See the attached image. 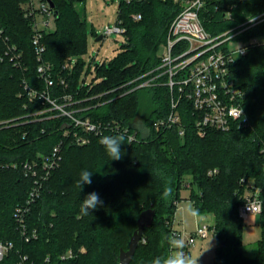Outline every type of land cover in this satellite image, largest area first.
<instances>
[{
	"label": "trees",
	"instance_id": "obj_1",
	"mask_svg": "<svg viewBox=\"0 0 264 264\" xmlns=\"http://www.w3.org/2000/svg\"><path fill=\"white\" fill-rule=\"evenodd\" d=\"M28 1L0 0V119L16 118L11 126L0 128V239L15 243L2 264H20V254L28 255L24 264H121L120 249L130 244L139 214L155 208L153 224L145 228L130 262L151 264L168 252L166 237L172 235L170 224L187 176L194 206L201 214L214 216V232L225 241V246L217 248L214 262L264 264V211L254 257L245 252L239 216L248 181L261 188L264 201V44L250 46L232 68L245 90L247 120L241 126L228 131L209 129L201 135L194 112L186 105L182 107L183 134L177 127L156 129L153 121L169 112V88L147 86L128 92L130 85H124L160 63L158 48L166 42L183 0H119L126 42L116 57L96 65L89 83L85 77L92 70L86 61L80 58L71 68L66 63L87 49V22L79 9L85 0H53L57 27L44 33V59L52 64L55 78L63 75L69 82L66 89L55 85L53 94L73 93L82 100L78 106L86 107L79 115L95 121L117 120L134 131L138 128L133 121L141 116L148 127L145 136L138 129V141L121 145L120 160H110L99 139L124 135L127 141L125 134L106 130L92 135L87 144H70L64 136L65 117L29 116L42 105L38 99L29 100L24 85L41 90L45 83L37 72L31 20L25 17ZM133 13L142 17L135 20ZM263 13L264 0H205L200 18L205 29L217 35ZM263 33L264 20L236 39ZM61 140L65 141L63 159L29 214V225L38 229L39 236L25 242L13 212L26 200L34 179L25 176L21 163L49 152ZM13 162L18 166L13 167ZM85 169L92 172V183L79 189L77 180ZM165 188L172 190L167 198ZM92 192L102 205L84 215L82 200ZM81 246L86 247L85 253L61 259L68 248Z\"/></svg>",
	"mask_w": 264,
	"mask_h": 264
},
{
	"label": "built area",
	"instance_id": "obj_2",
	"mask_svg": "<svg viewBox=\"0 0 264 264\" xmlns=\"http://www.w3.org/2000/svg\"><path fill=\"white\" fill-rule=\"evenodd\" d=\"M204 4L205 0H183L182 9L169 26L166 48L160 55V63L124 85H130L128 92L147 86L165 85L169 88V112L153 121L156 129L177 127L179 133L183 134L182 107L186 105L192 108L195 125L201 135H205L209 129L228 131L241 126L247 120L244 107L245 90L240 80L234 76L232 68L237 58L244 55L250 46L264 44V40H260L258 36L248 40L236 37L248 27L263 21L264 13L248 19L236 27H241L238 30L232 28L212 35L205 29L200 18V10ZM24 9L25 17L31 20L33 28L31 40L38 61V76L45 83L41 90L27 83L24 85L29 100L32 102L38 99L42 105V108L29 113V116L65 117L67 122L64 136L70 144H87L92 135H101L106 130L125 134L127 138L131 137V142L138 141V129L132 131L120 121H95L89 116L79 115L86 107L78 106L82 100L75 99L73 93L65 91L58 95L53 94L55 85H61L64 89L69 86L67 77L61 75L55 78L52 64L44 59V33L56 29V11L48 0H30ZM132 16L135 20L142 17L140 13ZM101 33L103 38L112 33L125 35L126 28L122 19L117 16L116 22L106 24ZM19 56L20 54H17L11 59ZM97 57L98 52L86 61L92 72L95 71L97 64L106 61H98ZM85 83H89L88 76L85 77ZM64 145L65 141L61 140L49 152L21 163L25 176L34 179L26 200L17 205L13 212L17 229L25 242L39 236L38 229L29 225V214L45 183L60 165ZM12 166L17 167L18 164L13 162ZM215 171L211 170L210 173ZM253 201H263L261 188L253 181H248L243 201L239 206V216L243 220L251 214H257L251 213L248 208V203ZM170 227L172 235L181 236V232L175 226V216ZM212 232L214 227L211 224H198L196 231L186 242L187 246L194 243L196 237L204 239ZM14 248L13 241L0 239V264ZM185 251L187 252V249ZM85 252V246L77 250L71 247L61 255V259L67 261ZM26 260L28 255L20 254V264H24Z\"/></svg>",
	"mask_w": 264,
	"mask_h": 264
},
{
	"label": "rangeland",
	"instance_id": "obj_3",
	"mask_svg": "<svg viewBox=\"0 0 264 264\" xmlns=\"http://www.w3.org/2000/svg\"><path fill=\"white\" fill-rule=\"evenodd\" d=\"M25 5L26 4H24V6ZM119 7V0H85L83 5H79V9L84 13L87 22V49L86 52L80 55H73L66 59L68 67H72L80 58L84 61H88L89 58L95 56L97 52L98 61H110L118 55L123 44L126 42V35L112 33L97 41V37L94 36V31H97L99 36V34H102L101 32L106 24H114L119 13ZM258 37L260 40H264V33L260 34ZM165 48V43L160 44L158 55H162ZM93 76L94 72L89 73L88 79H91ZM14 120H16V118L0 119V128L11 126ZM133 125L142 131L144 136L148 133V127L142 121L141 116L133 121ZM190 180L191 177L187 176L183 183L180 191L179 205L175 215L176 228L181 231V236L184 237L186 242L192 233L196 231L198 224H212L214 222V216L212 214H201L202 219H198V223H196L197 219L192 218L185 211L190 203L194 206L193 201L189 197L191 189L188 187V182H190ZM242 222V241L245 252L247 255L254 257L258 251V241L261 238V215L251 214L248 218L242 220ZM211 238V247L199 257L198 264H216L214 258L216 250L221 244L218 234L212 232L209 237L204 239L196 237L195 242L186 247L187 252L191 253L193 256L199 255L208 246V240ZM128 247L129 243L126 244L125 248Z\"/></svg>",
	"mask_w": 264,
	"mask_h": 264
},
{
	"label": "clouds",
	"instance_id": "obj_4",
	"mask_svg": "<svg viewBox=\"0 0 264 264\" xmlns=\"http://www.w3.org/2000/svg\"><path fill=\"white\" fill-rule=\"evenodd\" d=\"M99 144L102 145L110 157V160H120L122 158V144H131V137L127 138L124 135L109 136L104 135L99 139ZM92 172L89 170H82L77 180V187L81 189L85 184H91ZM171 188H165L163 196L165 198L171 195ZM102 205V200L96 192L89 193L83 200L80 206L82 214H89L90 210H94ZM248 208L251 213H260L264 211V201H253L248 203ZM188 215L195 219H202L200 210L194 207L191 203L187 206L186 210ZM169 249L166 255L155 257L151 264H198L199 257L208 251L211 247V240H208V246L199 255L193 256L191 253L186 252V241L183 236L171 235L166 237Z\"/></svg>",
	"mask_w": 264,
	"mask_h": 264
},
{
	"label": "water",
	"instance_id": "obj_5",
	"mask_svg": "<svg viewBox=\"0 0 264 264\" xmlns=\"http://www.w3.org/2000/svg\"><path fill=\"white\" fill-rule=\"evenodd\" d=\"M48 1L50 5L54 7L55 4L53 0H48ZM101 39H103V34H99V36H97L96 38L97 41ZM155 215H156L155 208H146L141 211L137 219V228L134 230L130 238L129 247L127 249L124 248L120 249L119 260L121 264H130L136 253L139 243L143 238V233L145 228L150 227L153 224ZM221 246H225V241L221 242Z\"/></svg>",
	"mask_w": 264,
	"mask_h": 264
},
{
	"label": "crops",
	"instance_id": "obj_6",
	"mask_svg": "<svg viewBox=\"0 0 264 264\" xmlns=\"http://www.w3.org/2000/svg\"><path fill=\"white\" fill-rule=\"evenodd\" d=\"M178 205H179V203H178ZM175 215H176V212H175ZM196 223H198V219L196 220ZM175 226H176V224H175ZM181 232V231H180Z\"/></svg>",
	"mask_w": 264,
	"mask_h": 264
}]
</instances>
